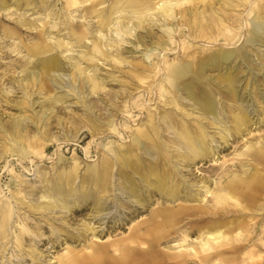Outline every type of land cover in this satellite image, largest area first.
I'll return each mask as SVG.
<instances>
[{
  "label": "rangeland",
  "instance_id": "374dc122",
  "mask_svg": "<svg viewBox=\"0 0 264 264\" xmlns=\"http://www.w3.org/2000/svg\"><path fill=\"white\" fill-rule=\"evenodd\" d=\"M129 1L0 0V264H264V0Z\"/></svg>",
  "mask_w": 264,
  "mask_h": 264
},
{
  "label": "bare ground",
  "instance_id": "6f19581e",
  "mask_svg": "<svg viewBox=\"0 0 264 264\" xmlns=\"http://www.w3.org/2000/svg\"><path fill=\"white\" fill-rule=\"evenodd\" d=\"M151 0H130L129 1V5H134V7L138 6V4H142V3H147ZM245 29V28H244ZM229 33V32H228ZM248 35V34H247ZM153 90V89H152ZM155 90V89H154ZM163 90V89H162ZM147 102V101H146ZM211 108V107H210ZM151 111V110H150ZM66 145V144H65ZM121 145V144H120ZM145 163H148V162H145ZM130 164H132V166H134L136 168V162H131ZM171 165V164H170ZM151 170L153 171H156L157 172V166H153L152 163L149 165ZM141 167H144V166H141ZM138 169V168H137ZM135 170V169H134ZM146 170V169H145ZM150 173V172H149ZM104 178V176H97V185H100V183H98L99 181H101L102 179ZM160 180V179H159ZM165 183V182H164ZM162 186V183L159 184ZM164 186V185H163ZM162 186V187H163ZM236 188V185L235 186H231L230 187V190L231 191H234ZM173 189V188H172ZM169 195V194H168ZM171 195V194H170ZM175 195V193H174ZM170 196V198L172 200H174L176 198V196ZM188 197V196H187ZM147 198V197H146ZM163 198V197H162ZM185 198V197H184ZM190 199V198H189ZM73 212V211H72ZM154 216L157 217V216H162L164 219L168 220V221H173L174 219H179L181 217V213H174V212H170V211H163V210H158L156 212H154ZM125 219V218H124ZM118 226V225H117ZM87 230V229H86ZM219 236V235H217ZM216 238V237H215ZM132 245H135V243L132 242L131 246ZM112 246V247H111ZM110 247L111 248H116L115 251H113L114 253L115 252H118V254L120 255L119 256V259H117L118 261L115 260V263L116 264H130L131 263V251H133L132 247L128 248V247H124V246H121V245H118V244H115V245H111ZM90 250V249H89ZM94 253H97V254H100L99 251H92L91 254L88 253V252H84L82 257H76V258H68L66 259V263L64 264H75L76 262L80 263L82 262L83 264H87L89 262H91V260L93 259V256H94ZM115 255V254H114ZM117 255V254H116Z\"/></svg>",
  "mask_w": 264,
  "mask_h": 264
}]
</instances>
